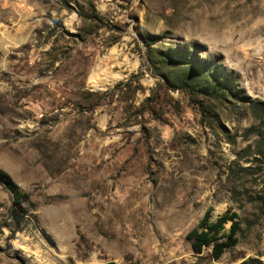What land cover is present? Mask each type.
I'll use <instances>...</instances> for the list:
<instances>
[{
	"label": "rangeland",
	"instance_id": "374dc122",
	"mask_svg": "<svg viewBox=\"0 0 264 264\" xmlns=\"http://www.w3.org/2000/svg\"><path fill=\"white\" fill-rule=\"evenodd\" d=\"M0 172V264H264V0H0Z\"/></svg>",
	"mask_w": 264,
	"mask_h": 264
},
{
	"label": "trees",
	"instance_id": "16d2710c",
	"mask_svg": "<svg viewBox=\"0 0 264 264\" xmlns=\"http://www.w3.org/2000/svg\"><path fill=\"white\" fill-rule=\"evenodd\" d=\"M0 181L6 185L13 196L12 207L7 218L9 222L0 225V229L5 228L13 234L19 230L21 222L29 211L28 209L33 207V203L28 200V195L21 192L19 187L2 172H0ZM227 223H230L228 229L225 228ZM239 230L240 226L235 213L221 215L212 221L208 210L198 225L185 236V241L195 255L200 254L204 248H211V257L217 260L227 249L237 244ZM104 264L118 263L109 261ZM240 264H261V262L248 259Z\"/></svg>",
	"mask_w": 264,
	"mask_h": 264
}]
</instances>
